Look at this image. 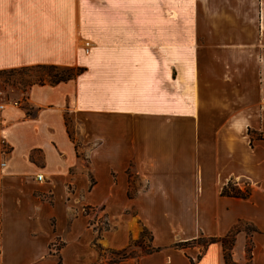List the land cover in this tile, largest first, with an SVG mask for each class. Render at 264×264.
<instances>
[{
	"label": "crops",
	"instance_id": "crops-1",
	"mask_svg": "<svg viewBox=\"0 0 264 264\" xmlns=\"http://www.w3.org/2000/svg\"><path fill=\"white\" fill-rule=\"evenodd\" d=\"M151 2L0 0V73L84 69L0 110V264L81 255L80 204L122 217L112 251L150 232L117 264H226L199 242L233 233L232 263L264 264V0Z\"/></svg>",
	"mask_w": 264,
	"mask_h": 264
},
{
	"label": "rangeland",
	"instance_id": "rangeland-1",
	"mask_svg": "<svg viewBox=\"0 0 264 264\" xmlns=\"http://www.w3.org/2000/svg\"><path fill=\"white\" fill-rule=\"evenodd\" d=\"M146 1V9H151L152 2L151 0ZM150 1V3H149ZM167 9V8H165ZM61 73L60 71H51L48 68L41 67H32L26 69H19L14 71H7L5 73L0 74V101L2 104H6L12 100H19L22 98L23 93H25L30 84H39L42 83H50L52 78L50 75ZM70 127L73 129V122H68ZM235 188V187H234ZM244 190L250 191L248 187ZM81 212L84 216L87 217L88 220V228H90L91 232L96 233L95 238L91 244H88L85 248H82V254L79 256H75V253L69 256L66 260L61 255V250L67 245L60 239V264H117L121 261L125 260V257H137L140 253L142 254L143 250L148 252L152 249L151 245V235L149 231H143L140 237H136L132 242L130 247L126 249L124 253L121 251H112L113 249L106 246L103 242V235L106 233V230H111L112 228H116V222L121 223L122 217L119 215L118 218L110 219L109 215L105 210H101V207H84V210L80 204ZM124 219V218H123ZM127 220V219H125ZM253 228L247 227L243 228V230L247 232H251ZM97 240L98 246H94V241ZM76 246V243H72L71 246ZM143 245V250L139 246ZM187 244L180 243L176 246H185ZM92 246L95 252L89 247ZM248 252L250 247L248 246ZM126 258V259H127Z\"/></svg>",
	"mask_w": 264,
	"mask_h": 264
},
{
	"label": "trees",
	"instance_id": "trees-1",
	"mask_svg": "<svg viewBox=\"0 0 264 264\" xmlns=\"http://www.w3.org/2000/svg\"><path fill=\"white\" fill-rule=\"evenodd\" d=\"M41 68H48L51 71H60L61 73H56L54 75H50L52 78V81L50 82L51 85H56L61 82L69 81L76 77L77 75L81 74L84 72V69L78 68V69H72V68H59L55 66H40ZM26 69V68H24ZM14 71V70H12ZM5 73V72H2ZM0 73V74H2ZM39 84H44L40 82ZM34 85V84H30ZM223 196H229V197H235V198H243L247 199L250 197V192L248 190H240V189H235L233 187L232 183H229L228 186H226L222 192ZM235 240V233L231 234L230 236L224 238V239H209V240H202L199 242L200 245L203 247H207L210 244L221 242L224 248L225 252V260L226 264H233L231 261V250L234 244ZM124 253L126 250L123 251ZM127 257H125L126 259ZM194 264V263H193Z\"/></svg>",
	"mask_w": 264,
	"mask_h": 264
},
{
	"label": "built area",
	"instance_id": "built-area-1",
	"mask_svg": "<svg viewBox=\"0 0 264 264\" xmlns=\"http://www.w3.org/2000/svg\"><path fill=\"white\" fill-rule=\"evenodd\" d=\"M5 107H6V104H2V103L0 102V110H3ZM37 180H38L39 182H42V181L44 180V176H43V175H38V176H37Z\"/></svg>",
	"mask_w": 264,
	"mask_h": 264
}]
</instances>
